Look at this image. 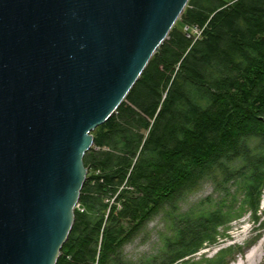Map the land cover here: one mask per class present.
<instances>
[{
    "label": "trees",
    "instance_id": "trees-1",
    "mask_svg": "<svg viewBox=\"0 0 264 264\" xmlns=\"http://www.w3.org/2000/svg\"><path fill=\"white\" fill-rule=\"evenodd\" d=\"M91 133L83 209L74 208L56 264H229L241 246L196 253L246 213L264 227V0H188ZM205 182L211 192L184 206ZM160 213L158 250L123 258L122 247Z\"/></svg>",
    "mask_w": 264,
    "mask_h": 264
},
{
    "label": "water",
    "instance_id": "water-1",
    "mask_svg": "<svg viewBox=\"0 0 264 264\" xmlns=\"http://www.w3.org/2000/svg\"><path fill=\"white\" fill-rule=\"evenodd\" d=\"M188 0H0V264H56L92 131Z\"/></svg>",
    "mask_w": 264,
    "mask_h": 264
},
{
    "label": "rangeland",
    "instance_id": "rangeland-1",
    "mask_svg": "<svg viewBox=\"0 0 264 264\" xmlns=\"http://www.w3.org/2000/svg\"><path fill=\"white\" fill-rule=\"evenodd\" d=\"M180 19V18H179ZM187 26V25H185ZM184 26V29H185ZM146 133V131H144ZM211 192V185L209 183H203L197 191L190 194L184 201V206H190L199 199L205 197ZM264 188L262 189V196L259 206L258 214L261 219L264 218ZM82 206L79 204L80 210ZM78 208V207H77ZM230 228L227 230L226 237L218 236V243L216 245H206L202 247L196 255L201 253L205 255L213 254L218 248L227 246L229 244H237L244 249L240 254H237L235 259L231 260L229 264H248L245 259V252L253 245L257 244L261 237L264 236V227L257 228L258 222H254L248 213L241 218L235 219L230 222ZM165 230L162 214L155 215L147 224L142 228L140 232L136 234L130 241H128L123 247V258H128L132 261H140L151 254H154L159 245L161 244L160 235ZM264 250V246H263ZM256 264H264V259Z\"/></svg>",
    "mask_w": 264,
    "mask_h": 264
},
{
    "label": "bare ground",
    "instance_id": "bare-ground-1",
    "mask_svg": "<svg viewBox=\"0 0 264 264\" xmlns=\"http://www.w3.org/2000/svg\"><path fill=\"white\" fill-rule=\"evenodd\" d=\"M264 236L260 238L257 244L251 246L245 252V259L247 260L248 264H256L257 262L264 259Z\"/></svg>",
    "mask_w": 264,
    "mask_h": 264
},
{
    "label": "built area",
    "instance_id": "built-area-1",
    "mask_svg": "<svg viewBox=\"0 0 264 264\" xmlns=\"http://www.w3.org/2000/svg\"><path fill=\"white\" fill-rule=\"evenodd\" d=\"M188 28H189L188 26H185V29H188ZM191 30H192V32L195 33L197 36H198L199 33H200V30H199L198 28H196V27H192ZM76 207H79V203H78V202H77V204H76Z\"/></svg>",
    "mask_w": 264,
    "mask_h": 264
}]
</instances>
